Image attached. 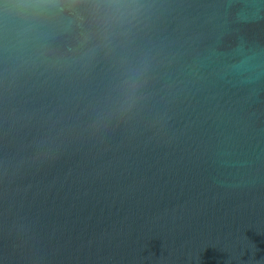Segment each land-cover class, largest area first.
<instances>
[{
	"label": "water",
	"instance_id": "1",
	"mask_svg": "<svg viewBox=\"0 0 264 264\" xmlns=\"http://www.w3.org/2000/svg\"><path fill=\"white\" fill-rule=\"evenodd\" d=\"M0 264H264V0H0Z\"/></svg>",
	"mask_w": 264,
	"mask_h": 264
}]
</instances>
